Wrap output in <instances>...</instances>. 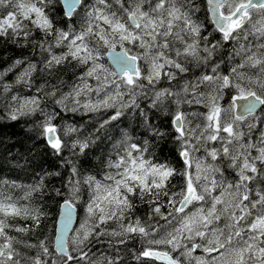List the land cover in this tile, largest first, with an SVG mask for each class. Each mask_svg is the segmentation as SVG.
Here are the masks:
<instances>
[{
	"label": "snow or ice",
	"instance_id": "6c2138e0",
	"mask_svg": "<svg viewBox=\"0 0 264 264\" xmlns=\"http://www.w3.org/2000/svg\"><path fill=\"white\" fill-rule=\"evenodd\" d=\"M0 45L68 169L0 178V264H264V0H0Z\"/></svg>",
	"mask_w": 264,
	"mask_h": 264
},
{
	"label": "trees",
	"instance_id": "16d2710c",
	"mask_svg": "<svg viewBox=\"0 0 264 264\" xmlns=\"http://www.w3.org/2000/svg\"><path fill=\"white\" fill-rule=\"evenodd\" d=\"M14 51L18 52L11 45H0V56L11 55ZM6 66L5 62H0V70ZM8 79H11V76ZM36 119V117H25L18 122L0 121V165H2L0 167V178L15 180L17 184H32L41 176H44L46 183L59 186L60 178L49 177L47 175L48 171H60L66 176L68 169L59 167L55 157L44 154L43 143L33 141L31 138L32 134L29 130L33 127V120ZM86 119L87 117L82 118L79 114L75 117L68 114L69 122L83 123V120ZM153 122L156 121L153 120ZM29 149L36 154V159L33 160L29 156ZM89 151L93 150L90 149ZM25 157H27V160ZM28 161H31V163ZM17 163H19V167H17ZM11 191L15 198L23 195L22 190L12 189ZM21 203L25 202L21 201ZM20 223L24 222L20 221Z\"/></svg>",
	"mask_w": 264,
	"mask_h": 264
}]
</instances>
